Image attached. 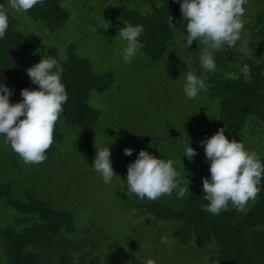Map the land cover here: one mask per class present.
I'll return each instance as SVG.
<instances>
[{
	"label": "trees",
	"instance_id": "16d2710c",
	"mask_svg": "<svg viewBox=\"0 0 264 264\" xmlns=\"http://www.w3.org/2000/svg\"><path fill=\"white\" fill-rule=\"evenodd\" d=\"M68 1L44 0L43 4L25 13L7 9L9 27L4 38L0 39V82L12 91L10 103L22 99V88L37 87L25 71L37 52L45 51L46 57L56 58L63 68L61 81L67 100L55 123L53 143L46 155L58 157L62 146H70L79 155V164L74 168L58 157L62 159L59 167L70 172L66 178L68 182L58 185L64 195L84 183L88 188L96 176L101 184H105L89 166L95 156L94 133L103 120L89 98L94 91L107 92L114 86L113 71L94 70L89 54L80 55L74 42H63L76 27ZM73 1L71 4L83 11L102 8L92 23L99 27L101 37L96 45L108 51L107 58L115 65H118L114 59L118 51H113L114 44L107 36L121 39L118 29L127 24L143 26L144 31L139 37L143 47L139 51L153 62L163 61L176 50L189 57L195 53L194 46L204 47L199 41H193L186 50L181 46L178 37L185 22L178 0H86V4ZM251 3L247 9L248 20H244L236 44L238 47L232 49V58L239 60V67L223 66V71L205 74L208 85L205 92L215 100L216 119L209 122L207 133L194 135L188 142H199L218 128H224L226 138L237 137L238 142L244 141L247 129H250L251 146H258L260 139L257 136L264 135V0H251ZM0 5L7 8V0H0ZM169 15L174 23L171 28L167 23ZM38 25L42 33L34 32ZM121 42L125 43L122 39ZM244 42H247L246 54L240 50ZM252 53L257 59L249 57ZM119 64L126 66L121 59ZM245 64L250 69V81H246L243 75L235 80L226 78L225 73H239ZM194 65L197 71L202 69L198 59ZM77 129L80 133L72 139L71 145L68 144L65 135ZM244 147L256 153L264 163V153H258L246 144ZM205 164H208L206 159L195 156L188 165L175 168L181 186L189 185V191L182 198H177L174 190L171 195H163L154 201L127 199L125 212L134 219L135 234L125 233L124 229L120 232L121 227L117 228L111 217L106 224V219L91 221L80 230L81 217L69 208L54 207L51 202L27 191L23 199L11 197L13 185L0 183V200L4 199L7 206L19 213L14 224L0 226V245L6 264H112L113 260L117 263V256L127 264H148L149 261L164 264L168 253L179 258L176 264H264V178L256 198L242 210L237 211L229 204L228 210L210 214L206 211L208 201L202 195V178L209 175L208 168L203 167ZM111 165L117 173V162L111 161ZM111 231L117 233L111 235ZM42 247L47 248V252ZM148 248L150 253L140 251ZM202 256L207 257L206 260L202 261Z\"/></svg>",
	"mask_w": 264,
	"mask_h": 264
},
{
	"label": "rangeland",
	"instance_id": "374dc122",
	"mask_svg": "<svg viewBox=\"0 0 264 264\" xmlns=\"http://www.w3.org/2000/svg\"><path fill=\"white\" fill-rule=\"evenodd\" d=\"M68 2L67 6L72 10V21L76 24V27H74V32L68 38H65L63 42L72 41L77 45L76 52L78 54L84 56L89 54L90 56H88L93 61L91 63L94 70L110 69L113 71V88L107 92L94 91L89 98L91 105L97 108L100 111V116L103 117L101 125L94 133V150L95 148L108 146L110 160L117 162L116 174L121 179L126 175L128 163L136 158V154L140 149H144L160 158L171 159L174 168L179 165H188L195 160V156H197V159H206L204 152L201 156L203 147L197 141H194V143L189 141V145L196 150V154L191 159L183 155L187 140L201 132L207 133L209 122L213 118L216 119L217 115L215 100L210 99L205 91L200 92L194 99H188L181 92L186 73L193 69H195L198 76L204 78L206 83L205 74L207 71L204 69L197 71L194 65V61L198 59L202 49L194 46L193 51L195 53L189 55V57L180 55L179 51L176 50L174 54L166 56L163 61L159 62L151 61L143 52L138 50L131 61L125 63V66L119 64L120 59L124 61L120 55V48H123L125 43H122L121 39L116 38L114 35H109L107 37L111 38L115 47L113 51H118L114 57L118 65H115L108 60L106 55L108 51L100 49L96 45L101 37L99 27L93 26L92 23L96 21L102 12V8L83 11L80 7L75 8L71 4L74 2L73 0ZM75 2L87 3L86 0H76ZM251 4V0H248V3L244 5L245 15L247 14L244 19L246 21L249 15L247 9ZM78 10L83 12L80 14ZM116 29H118V26ZM34 30L37 33L43 32L40 25ZM236 47L238 46L233 48ZM232 49L226 48L216 54V70L223 71V66L239 67V60L232 58ZM43 53L37 52L29 62L28 67L38 62ZM62 53H64V50H62ZM249 57L257 59L253 53ZM109 58H111V55ZM184 58L191 59V67L186 66ZM247 132L244 141L239 142L243 146L244 144L250 146L258 153H264V135L257 136L260 139L257 141L260 142L259 144L256 142L258 146H251L250 129H247ZM79 133L80 130L78 129L69 131L64 140H67L70 144L72 139ZM210 135L208 134L207 137ZM234 139L237 140V137ZM125 147L132 149L131 156L124 155L123 149ZM60 156L63 160L58 158ZM58 157L46 155V159L40 164H24L20 157L11 150L10 146L0 141V183L10 182L13 185V188L11 185V197L23 199L24 193L27 191L51 202L54 207L69 208L81 217L80 230L86 228L91 221L106 219V224L111 217L115 222V226L117 228L121 227L120 232H123L124 229L125 233H137L134 219L130 215H126L125 211L127 199L139 198L135 194L127 192L126 184L117 177H113L108 185L101 184L96 176L92 179L89 189L86 188L87 184L84 183L79 189L77 187L73 192L69 190L68 194L64 195L58 185H62V182L65 185L68 182L66 178L69 177L70 172L60 168L61 166L59 167L58 163L62 160L72 168L77 167L79 155L70 146H62ZM203 167L209 168V165L205 164ZM140 200L143 201V199ZM4 202V199L0 200V226L9 223L14 224V219L19 214ZM110 233L114 235L117 232L111 231ZM137 247L140 248V244H137ZM124 248L125 251H128L127 246ZM42 249L47 252V248L42 247ZM140 251L150 253V248L146 251L145 249ZM166 255L168 258H165L166 260L162 262L164 264H176L179 260L172 253ZM139 256L141 255L139 254ZM187 256L189 257V254ZM206 258L202 256L201 260L204 261ZM117 259V263H114L113 260L111 261L112 264H127V261L120 259V256H117ZM158 261L160 262L161 258ZM0 264H6L1 245Z\"/></svg>",
	"mask_w": 264,
	"mask_h": 264
},
{
	"label": "clouds",
	"instance_id": "9594fccd",
	"mask_svg": "<svg viewBox=\"0 0 264 264\" xmlns=\"http://www.w3.org/2000/svg\"><path fill=\"white\" fill-rule=\"evenodd\" d=\"M43 2L7 0V8L0 5V39L4 38L9 27L7 9L25 13ZM178 3L185 22L184 30L178 37L181 46L186 50L193 41H199L204 46L198 57L201 68L207 72L215 71L216 54L226 48L232 49L240 40L245 22L244 5L248 0H178ZM167 23L170 28L174 25L170 15ZM143 31L140 24H127L118 29L119 37L125 41L120 52L125 63L130 62L143 47L139 39ZM240 50L246 54L247 42ZM44 53L38 62L25 70L37 87L22 88V99L19 101L10 103L12 91L0 82V141L10 146L24 164H40L46 159V152L53 143L55 123L67 100V92L61 81L63 68L56 58L46 57ZM183 60L187 67H191L190 58ZM249 72L245 64L239 73L227 72L225 75L233 80L243 75L246 81H250ZM207 87L204 78L198 76L195 69L186 73L182 83V91L188 99L196 98ZM224 131V128H218L198 142L209 165L208 177L202 178V195L208 201L206 211L210 214L228 210L229 204L237 211L242 210L250 200L256 198L261 179L264 178V163H261L260 157L246 150L236 139L226 138ZM123 153L131 156L132 149L125 147ZM195 154L196 150L187 141L183 155L191 159ZM89 166L105 184L117 177L126 184L127 192L139 199L154 201L163 195H171L174 190L177 198H182L189 191V185L181 186L171 159L160 158L144 149H140L136 158L128 163L123 179L114 173L108 146L95 148V156ZM148 264L154 262L149 261Z\"/></svg>",
	"mask_w": 264,
	"mask_h": 264
}]
</instances>
